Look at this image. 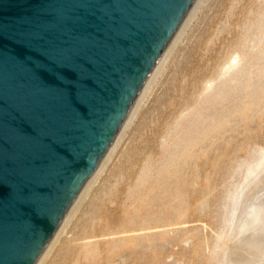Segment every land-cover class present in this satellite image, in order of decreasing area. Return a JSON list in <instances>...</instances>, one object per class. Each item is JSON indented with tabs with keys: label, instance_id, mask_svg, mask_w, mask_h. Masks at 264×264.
I'll list each match as a JSON object with an SVG mask.
<instances>
[{
	"label": "rangeland",
	"instance_id": "374dc122",
	"mask_svg": "<svg viewBox=\"0 0 264 264\" xmlns=\"http://www.w3.org/2000/svg\"><path fill=\"white\" fill-rule=\"evenodd\" d=\"M201 1L45 264H264V0Z\"/></svg>",
	"mask_w": 264,
	"mask_h": 264
},
{
	"label": "water",
	"instance_id": "95a60500",
	"mask_svg": "<svg viewBox=\"0 0 264 264\" xmlns=\"http://www.w3.org/2000/svg\"><path fill=\"white\" fill-rule=\"evenodd\" d=\"M196 0H0V264H40Z\"/></svg>",
	"mask_w": 264,
	"mask_h": 264
},
{
	"label": "bare ground",
	"instance_id": "6f19581e",
	"mask_svg": "<svg viewBox=\"0 0 264 264\" xmlns=\"http://www.w3.org/2000/svg\"><path fill=\"white\" fill-rule=\"evenodd\" d=\"M200 1L201 0H196V2L193 5L191 11L189 12L188 16L186 17L185 21L183 22L182 26L180 27L179 31L177 32V34L174 37L173 41L171 42L170 46L168 47L167 51L165 52L164 56L162 57L161 61L159 62L157 68L155 69L154 73L152 74L151 78L149 79L148 83L146 84L145 88L143 89L142 93L140 94L139 98L137 99L136 103L134 104L133 108L131 109L130 113L128 114L127 118L125 119L123 125L121 126L120 130L118 131L117 135L115 136L114 140L112 141L111 145L109 146L108 150L106 151L105 155L103 156L102 160L100 161V163L97 166L96 170L94 171L93 175L91 176L89 182L87 183L86 187L84 188L83 192L81 193L80 197L78 198L77 202L75 203L74 207L72 208L71 212L69 213L68 217L66 218L65 222L63 223L62 227L60 228L59 232L57 233L55 239L53 240L52 244L50 245L49 249L47 250V252L44 255L43 259L41 260L40 264H45L46 263V261L48 260L49 256L51 255L52 251L54 250L56 244L58 243V241L63 237V235L65 234V232H67L66 231V229H67L66 227H68L70 221H72L73 217L78 212L80 205L82 204V202L85 200L87 194L89 193V189H91V187L93 186V184H95V182H96L95 180H97L96 179L97 176L98 175H101L100 174L101 171L104 172L102 169H103V167H105L104 165H106L105 162L106 161L108 162L109 158L111 157L110 155L113 153L112 151H114V148H116L115 147L116 144H118L120 142L118 140H119L122 132H124L123 130L128 127L127 125L129 124V122H131L130 120L131 119L133 120L132 117L135 116L136 110H138L139 105L142 104L143 98H145L146 93H148V89L150 87V84L152 85V81L154 80V77L156 76V74L159 72V69L161 70V65H163L164 60L166 59V57H168V54H170L169 52H172L171 51V50H173L172 48L175 47V46L173 47V45L174 44H177L175 42L179 40L178 37L183 32L184 27L185 26L187 27L186 24L189 22L188 21L189 18L191 16H193V14H194L193 12H195V9L199 6ZM186 27H185V29H186ZM162 68H163V66H162ZM154 82H155V80H154ZM139 109H140V107H139ZM121 137H123V135Z\"/></svg>",
	"mask_w": 264,
	"mask_h": 264
}]
</instances>
